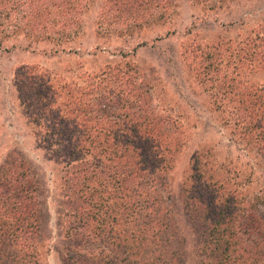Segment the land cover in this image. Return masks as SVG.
I'll return each instance as SVG.
<instances>
[{"label":"trees","instance_id":"trees-1","mask_svg":"<svg viewBox=\"0 0 264 264\" xmlns=\"http://www.w3.org/2000/svg\"><path fill=\"white\" fill-rule=\"evenodd\" d=\"M93 1L0 0V38L24 37L52 45L54 54L71 53ZM193 1L210 10L227 5ZM178 2L103 0L97 34L133 38L172 22ZM250 15L222 24L225 34L191 39L189 30L180 46L188 81L250 158L247 165L220 161L203 146L190 160L179 199L195 236L192 264H264V188L250 192L264 174V81L257 79L264 72V10ZM111 55L117 61L96 71L56 73L27 63L14 75L25 119L58 165L54 212L65 242L62 261L185 264L186 235L170 179L187 146L182 114L172 113L161 96L165 85L130 52ZM41 193L22 154L7 155L0 165V264H41L49 211Z\"/></svg>","mask_w":264,"mask_h":264},{"label":"rangeland","instance_id":"rangeland-1","mask_svg":"<svg viewBox=\"0 0 264 264\" xmlns=\"http://www.w3.org/2000/svg\"><path fill=\"white\" fill-rule=\"evenodd\" d=\"M178 1V15L172 22L151 26L130 39H116L98 36L97 20L103 0H94L84 16V33L71 45V53L68 49L65 53L54 54L52 45H31L24 37L0 38V165L7 155L19 152L37 177L43 206L47 205L49 210L45 218L46 241L41 264H64L61 255L65 242L54 212V191L56 193L59 169L43 149L38 133L28 125L19 105L14 75L22 65L38 63L44 69L56 73L70 68L77 73L96 71L107 63L116 62L117 59L111 54L123 49L131 53L129 58L139 68L154 74L165 85L166 95L160 92L159 95L165 96L174 115L182 114L180 120L186 130L184 137L187 146L177 155L174 169L170 173L171 189L187 241L185 264H192L196 245L194 232L186 221L179 199L180 187L190 160L203 146L213 149L220 161L240 159L247 165L250 160L247 153L232 140L219 115L212 110L209 98L188 81L180 60V46L189 30L193 33L191 39L197 38L196 35L205 37L215 32L225 34L229 28L225 29L222 24L246 13L250 15L264 10V0H226V7L217 10H210L209 6L193 0ZM195 25L197 28L193 27ZM142 42L145 45L133 52ZM81 66L83 70H80ZM257 79L264 81V72L257 75ZM259 175V184L252 186L251 193H261L264 188V174Z\"/></svg>","mask_w":264,"mask_h":264}]
</instances>
